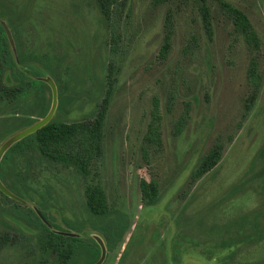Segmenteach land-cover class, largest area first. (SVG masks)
Here are the masks:
<instances>
[{
    "label": "rangeland",
    "instance_id": "1",
    "mask_svg": "<svg viewBox=\"0 0 264 264\" xmlns=\"http://www.w3.org/2000/svg\"><path fill=\"white\" fill-rule=\"evenodd\" d=\"M125 1L114 51L96 0L3 3L11 7L8 29L20 55L54 81L57 102L69 117L94 112L112 65L102 151L91 160L86 181L63 168L40 178L53 186L47 214L53 225L78 238L69 264H94L101 254L96 238L106 251L101 264H264L263 196L236 185L264 142V0ZM221 1L247 15L259 50L247 46ZM202 2L211 16L210 36L202 24ZM168 33L170 47L161 55ZM251 59L261 79L247 110ZM217 141L223 145L220 160L189 187L197 161ZM141 180L157 182L155 204H143ZM86 182L99 183L107 206L117 210L125 227L121 240L89 223ZM2 200L1 208L14 207ZM0 219L28 231L7 213ZM253 223L263 226L254 231ZM25 249L9 244L0 251V264L52 259L33 262Z\"/></svg>",
    "mask_w": 264,
    "mask_h": 264
},
{
    "label": "trees",
    "instance_id": "2",
    "mask_svg": "<svg viewBox=\"0 0 264 264\" xmlns=\"http://www.w3.org/2000/svg\"><path fill=\"white\" fill-rule=\"evenodd\" d=\"M165 1L167 0H153V3L160 4ZM3 3L5 0H0V145L16 132L43 118L49 111L52 101L51 89L43 80L50 76L40 73L36 67L29 66V60L21 56L17 49L14 32L12 37L15 51L12 49L3 26L4 23L7 28H11L10 15L12 12L11 7L8 10L7 2V7ZM96 3L106 28L111 34L110 42L114 46L110 47V50L114 51L118 40L119 18L126 1L96 0ZM221 6L230 17L234 29L243 36L251 51L259 50V36L247 15L228 2L221 1ZM199 9L204 29L210 36L211 16L208 6L202 2ZM169 47L170 34L168 33L165 35L161 55H165ZM111 71L110 62L104 76L103 96L93 113L80 119H73L68 113H63L57 102L54 114L48 123L11 144L4 152L0 160V180L20 201L9 198L0 191V197L4 199L2 202L9 201L14 205L9 210L0 207V215L9 214L23 224L28 231H23L19 225L11 227L9 223L0 219V251L9 244H20L26 248L27 253L33 256V262L41 256L52 257L48 264H69L77 256L78 249L75 246L77 236L63 234L73 232L59 230L47 215L48 202L54 198V190L50 183L41 182L40 178L44 171L54 173L57 169L63 168L79 174L86 181L91 160L98 157L102 151L104 120L112 89ZM247 78L252 87L249 102L246 103V109L249 110L256 98L261 79L254 59L250 60ZM48 93L51 95L48 96ZM222 150V143L214 142L199 158L190 174L189 187L216 166L221 158ZM39 184H42L40 185L42 190ZM236 185H245V191L249 188L256 190L263 196L264 202V142L252 157L243 182ZM258 188L262 191H258ZM140 190L144 205L155 204L160 197L159 186L154 180H141ZM231 192H234L233 187ZM83 194L84 206L90 220L88 222L94 229L102 232L108 230L110 234H116L117 241L121 240L125 227L120 224L117 210H111L107 206L106 194L101 185L86 182ZM29 203L36 207H29ZM18 206H23L26 211L19 210ZM35 208L38 209L43 219ZM261 213L264 219V208ZM251 225V230L254 231H258L260 225L263 226L257 223ZM95 242L97 243L96 240ZM99 248L98 245L97 254L100 251Z\"/></svg>",
    "mask_w": 264,
    "mask_h": 264
},
{
    "label": "water",
    "instance_id": "3",
    "mask_svg": "<svg viewBox=\"0 0 264 264\" xmlns=\"http://www.w3.org/2000/svg\"><path fill=\"white\" fill-rule=\"evenodd\" d=\"M3 26L5 28L6 35H7L9 42H10V45H11L12 49L15 51V45H14L13 37H12L9 29L7 28V26L4 23H3ZM43 80L49 85V87L51 89V94H52V101H51V106H50L49 111L47 112V114L43 118L39 119L37 122L33 123L29 127L25 128L19 132H16L12 136H10L7 140H5L0 145V160H1L4 152L9 148V146L11 144L19 141L20 139L24 138L25 136H27L33 132L37 131L38 129L43 127L46 123H48L51 120V118L54 114V111L56 109V106H57V89H56V85H55L54 81L50 77L43 78ZM0 191L5 196L20 201V199L18 197H16L10 190H8L4 186V184L2 183L1 180H0ZM35 210L38 213V215H40V217L43 219V216L39 213L38 209L35 208ZM63 234L76 235L75 233H63ZM96 241L100 247L101 254H100V258L94 264H101L104 257H105L106 251H105V247H104L103 242L99 238H96Z\"/></svg>",
    "mask_w": 264,
    "mask_h": 264
}]
</instances>
